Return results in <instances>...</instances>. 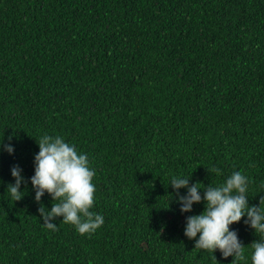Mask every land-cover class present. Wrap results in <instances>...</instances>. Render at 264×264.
Segmentation results:
<instances>
[{"label":"trees","instance_id":"obj_1","mask_svg":"<svg viewBox=\"0 0 264 264\" xmlns=\"http://www.w3.org/2000/svg\"><path fill=\"white\" fill-rule=\"evenodd\" d=\"M43 135L96 173L90 211L104 224L90 236L62 217L43 224L53 199L37 203L31 183ZM234 172L260 207L264 0H0V264H233L185 236L206 202L181 212L187 189L171 180L218 187ZM246 221L230 229L237 264L264 242Z\"/></svg>","mask_w":264,"mask_h":264},{"label":"clouds","instance_id":"obj_2","mask_svg":"<svg viewBox=\"0 0 264 264\" xmlns=\"http://www.w3.org/2000/svg\"><path fill=\"white\" fill-rule=\"evenodd\" d=\"M37 143L39 153L35 155V174L31 178L35 200L39 203L45 193L53 199L51 211L43 206L39 209L44 226L50 231H57L58 226L53 221L62 217V222L74 226L80 235L94 234L104 224V218L90 211L95 204L96 186L93 180L96 173L90 168L88 157L60 136L43 135ZM6 151L14 153L11 146ZM21 171L18 166L11 169L15 184H9L8 194L15 202L23 199L20 188L24 178ZM211 172L222 174L216 168ZM189 181L181 177L171 180V186L177 192L187 189V195L180 197L181 212H192L193 205L202 201L206 202V206L202 214L187 217L185 236L196 241L195 249L213 254L219 250L225 259L234 257L233 264L246 261L245 246L240 243L238 234L230 229L247 216L246 223L255 233L264 234V198L260 207H249V182L239 172H234L218 187L210 185L201 188L200 183L190 186ZM201 190L204 191L203 197ZM251 248L252 264H264V242H253Z\"/></svg>","mask_w":264,"mask_h":264}]
</instances>
